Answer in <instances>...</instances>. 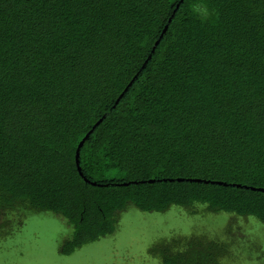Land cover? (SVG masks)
Returning a JSON list of instances; mask_svg holds the SVG:
<instances>
[{
	"label": "trees",
	"instance_id": "trees-1",
	"mask_svg": "<svg viewBox=\"0 0 264 264\" xmlns=\"http://www.w3.org/2000/svg\"><path fill=\"white\" fill-rule=\"evenodd\" d=\"M101 118L85 182L75 151ZM234 184L264 188V0H0V241L47 212L71 228L70 256L129 206L264 225V193ZM226 241L174 236L148 254L221 264L236 259Z\"/></svg>",
	"mask_w": 264,
	"mask_h": 264
},
{
	"label": "rangeland",
	"instance_id": "rangeland-1",
	"mask_svg": "<svg viewBox=\"0 0 264 264\" xmlns=\"http://www.w3.org/2000/svg\"><path fill=\"white\" fill-rule=\"evenodd\" d=\"M196 211L199 214L189 215L171 207L164 213H144L129 206L121 213L114 234L84 245L70 256H61L59 248L70 239L71 228L50 213L33 212L24 217L19 233L0 241V264H160L148 250L174 236H204L220 243H227L228 237L226 253L231 246L229 257L236 259L228 262L223 257L221 264H264L261 222L254 217L212 214L202 207Z\"/></svg>",
	"mask_w": 264,
	"mask_h": 264
},
{
	"label": "water",
	"instance_id": "water-1",
	"mask_svg": "<svg viewBox=\"0 0 264 264\" xmlns=\"http://www.w3.org/2000/svg\"><path fill=\"white\" fill-rule=\"evenodd\" d=\"M182 1V0H181ZM169 21H170V19H169ZM167 25H165L164 26V28H163V30H162V33H161V35H160V38L162 37V35L165 33V31L167 30ZM159 38V39H160ZM159 43V40H157L156 42H155V44H154V46L152 47V52H153V50H154V48L157 46V44ZM150 57V56H149ZM136 78V76L133 78V80ZM130 84H131V82L128 84V86H130ZM128 88V87H127ZM127 88H125V90H124V92L127 90ZM123 92V93H124ZM123 93L122 94H120V96L118 97V99L116 100V102L115 103H117L118 102V100L122 97V95H123ZM102 121V118L101 119H99L93 126H92V128H91V130H89L86 134H85V136L80 140V142L78 143V145H77V148H76V151H75V157H74V160H75V165H76V169H77V171H78V173H79V175L81 176V177H83V179H84V181L85 182H89L84 176H83V174H82V172H81V168H80V166H79V156H80V149H81V147L83 146V144H84V142H85V140L86 139H88V137H89V135L92 133V131H93V129L100 123ZM177 181H184V179H181V178H178V179H176ZM189 181H193V182H200L201 180L200 179H188ZM187 180V181H188ZM148 183H153L154 182V180H148L147 181ZM202 182V181H201ZM205 182V181H204ZM215 183H217V184H222V185H226L225 183H222V182H215ZM92 184H95V183H92ZM122 185H127V183H122ZM232 186H235V187H238V188H245V189H250V190H255V191H259V192H263L264 193V188H254V187H248V186H242V185H236V184H234V185H232Z\"/></svg>",
	"mask_w": 264,
	"mask_h": 264
}]
</instances>
